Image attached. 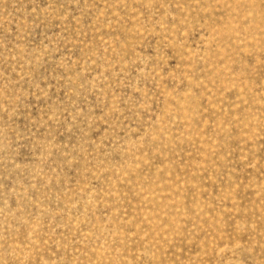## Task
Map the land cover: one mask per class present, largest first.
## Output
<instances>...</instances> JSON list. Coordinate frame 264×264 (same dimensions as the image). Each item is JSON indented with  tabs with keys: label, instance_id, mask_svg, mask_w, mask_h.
<instances>
[{
	"label": "rangeland",
	"instance_id": "rangeland-1",
	"mask_svg": "<svg viewBox=\"0 0 264 264\" xmlns=\"http://www.w3.org/2000/svg\"><path fill=\"white\" fill-rule=\"evenodd\" d=\"M0 264H264V0H0Z\"/></svg>",
	"mask_w": 264,
	"mask_h": 264
}]
</instances>
